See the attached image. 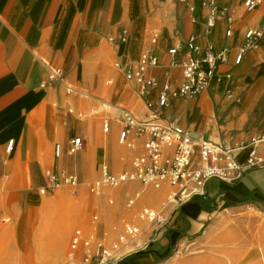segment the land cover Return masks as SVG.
<instances>
[{"label": "crops", "instance_id": "0c3cea01", "mask_svg": "<svg viewBox=\"0 0 264 264\" xmlns=\"http://www.w3.org/2000/svg\"><path fill=\"white\" fill-rule=\"evenodd\" d=\"M243 1L218 0L220 5L230 6L233 10V35L226 36L225 24L218 22L209 36L216 49H227V60L219 64L218 70L221 73L232 72L233 80L219 85L222 86L220 90L219 86L213 85L195 99L176 100L165 111L167 119L176 120L195 134V138L216 144L243 141L247 146L235 153L239 162H244L248 145L258 139L255 142L256 150L264 158V137L261 138L264 134L257 127L253 128L251 122L248 124L249 116L254 119L256 115L263 114L264 118V111L250 114L246 103L252 99L257 110L264 108V87L261 88L264 85V36L259 39L257 47L246 51L239 64H234V58L244 42L245 30L258 28L264 23V0H260L251 12L245 11ZM191 3L198 8L200 2L191 0ZM123 27L128 29V40L119 44L109 42L108 37L116 35ZM201 27V22H191L185 4L173 0H0V175L8 176L18 166L26 168L27 150L36 153L41 138L53 145L57 142L55 125L58 118L65 117L55 115L49 104V89H55L58 85L41 86L49 64L63 69V66H71L66 73L64 71V82L81 81L87 84L89 77L83 75L84 71L91 60L99 57L103 40L108 42L105 50L110 51V57L127 62L149 46V36L156 31L159 40L154 50L160 66L154 73L163 79L168 59L167 48L190 34L197 35V42L203 43ZM79 50L82 53L80 59ZM169 75L171 80L180 79L179 69H171ZM118 76L121 78L112 88L118 93L115 102L134 107L143 114L132 85L126 82L122 84L121 80L124 79L119 72ZM226 85H231L235 94H240V103H232L224 98L222 92ZM218 104L220 108L215 107ZM221 118L225 124L217 123V119ZM60 124L64 125L65 121L62 120ZM63 131L66 135L68 128L64 127ZM112 132H116L115 129ZM10 139L14 141L13 147L6 152L5 147ZM34 164L37 168V163ZM253 189L260 194V201L248 199L245 202L264 204V165L245 168L243 176L231 183L209 180L206 195L213 197L221 191L231 190L247 197ZM19 201L20 191L11 189L6 194L5 206L0 209V215L7 213L13 218L16 228L23 206L28 203L27 199L23 205ZM220 204L218 201L214 211L202 212L192 222L191 229L181 239L182 249L174 264H230L228 258L218 254L230 249L229 245L233 242H238L242 247L250 241L256 242L260 231L258 216L241 210L242 203L223 209L219 208ZM202 220L208 221L203 227ZM163 234L159 241L162 246L167 242ZM158 238L156 235L146 246L156 249ZM4 242H1L2 245ZM11 247L27 257L18 241H14ZM186 250L188 253H185ZM14 258L6 256L0 260V264H13ZM21 260V264H25ZM131 260L133 264H155L149 254L134 256Z\"/></svg>", "mask_w": 264, "mask_h": 264}, {"label": "built area", "instance_id": "2783aa9c", "mask_svg": "<svg viewBox=\"0 0 264 264\" xmlns=\"http://www.w3.org/2000/svg\"><path fill=\"white\" fill-rule=\"evenodd\" d=\"M186 5L192 23L201 22L200 35L204 42H197V35L190 34L184 40H177L167 48L164 78L160 79L154 70L160 61L154 50L159 40V33L153 31L149 36V46L139 55L127 62L115 60V70L124 81L131 84L137 97L146 111L143 114L116 102L101 103L110 110L101 115L102 131L109 135L112 129L117 132L116 143L122 150L119 156V168L108 160L99 165L98 176L89 183L93 194L104 193L105 188L117 189L133 186L127 196L128 208L136 204L141 194L146 191H161L164 205L169 207L168 215L183 203L195 196L206 194L207 182L218 179L234 182L243 176V170L264 165V158L256 150L253 140L244 162L236 159L235 153L247 146L243 141L220 142L196 139L191 133L178 124L176 120L167 119L165 111L176 100H190L199 97L213 85L219 86L233 80L230 71L221 73L219 64L226 62L227 49H216L209 36L218 22L225 24L226 36L233 35L234 15L230 6L220 5L218 0H199V7L191 0H173ZM260 0H244L246 12L253 11ZM264 36V23L258 28H248L244 32V42L234 58L239 64L247 50L258 46ZM128 40V29L121 28L116 35L108 37L113 44L125 43ZM179 69L180 79L171 80L170 70ZM64 69L49 64L46 79L42 87L62 85L68 98L95 100L87 91L66 84ZM112 84L111 80L107 81ZM223 96L232 103L241 101L240 94H235L232 86L223 90ZM69 115L85 118L82 111H76L69 104L66 106ZM264 136H261L263 138ZM13 139L8 140L5 150L13 147ZM86 140L82 133L72 134L66 142H55L52 148L53 162L42 171L44 186L38 193L45 194L62 186L76 188L81 180L75 170L60 166L66 156H74L84 150ZM106 158L107 155L105 154ZM134 183L139 186L134 187ZM112 203L113 199L109 198ZM93 220L97 215L92 216ZM138 221H125L120 228L114 226L112 234L103 229L100 236L87 235L82 228H75L68 243L64 264H118L127 253L124 246L136 244L141 233L140 222L152 226L157 232L164 227L167 218L162 210L143 206L138 211ZM156 236V234H155ZM46 264V263H44Z\"/></svg>", "mask_w": 264, "mask_h": 264}, {"label": "rangeland", "instance_id": "374dc122", "mask_svg": "<svg viewBox=\"0 0 264 264\" xmlns=\"http://www.w3.org/2000/svg\"><path fill=\"white\" fill-rule=\"evenodd\" d=\"M107 43L106 40L102 41V46H100V52L98 53L99 57L95 61L94 59L91 60L84 71L83 75L89 77L87 84L81 81L78 83L65 81L66 84H72L77 88L87 91L95 100L87 101L68 98L62 85H58L55 89H49V104L53 107L55 115L65 117L58 118V122L55 125V141L64 142L67 136L76 133H82L86 139V146L82 152L74 156H66L60 163V166L68 170H75L79 175L81 183L76 188L62 186L45 194L40 195L38 193V188L45 184L42 171L45 166H49L53 162V144L48 143L44 138H41L36 153H33L31 149L27 150L26 168L21 169L18 166L8 176H4L2 173L0 175V209L5 206L6 194L11 189L20 191L19 203L21 205L26 203V199L28 203L26 206L25 204L23 206L24 209L22 210L17 228L13 222V218L9 214L3 213L0 215V243L5 241V244L3 243L4 246L2 245L3 248L0 246V260L6 256H13L15 257L13 264H21V258L25 264H64L69 237L75 228L80 227L87 235L93 236H100L103 229L115 234L113 232L114 226L120 228L125 221H138V211L143 206H151L159 211L162 210L165 218H167V222L157 232L152 231L153 227L148 223L140 222L142 228L138 238L140 245L138 246L137 243L125 245L124 250L132 246L135 247L124 256L139 250L151 249L146 245L155 237V234L159 237L156 241V249L162 251L166 245L162 246L159 241L164 236L163 232L165 233L166 229L172 225V221L175 219L174 213L178 209H175L172 214L168 215L170 208L164 205V196L161 200L152 202L149 199V194L152 191L149 190L143 192L136 204L128 208L126 206L127 196L134 189L131 185L117 189L105 188L104 193L100 195L89 191V183L98 176L99 165L104 160H108L113 167L118 169L119 156L122 152L116 143L117 132L107 134L105 141L100 120L101 115L106 114L110 110L101 103L116 101L118 93L112 88L114 83L121 78L115 70V60L110 57V51L105 50ZM78 55V59H80L82 56L80 50ZM63 67L66 73L67 69L71 66H66L68 68ZM108 80H111L112 84H108ZM121 82L122 84L125 83L123 80ZM134 95L139 109L145 112L146 109L143 103L136 94ZM209 95H212L211 90H209ZM68 104L75 108L76 111L85 113L86 117L77 118L74 114L69 115L66 112ZM215 107L220 108V104L215 105ZM62 120L65 121L64 125L60 124ZM262 120L260 125L264 126V118ZM217 123L225 124L222 118L217 119ZM64 127L68 128L66 135L63 131ZM34 163H37V168H35ZM132 185L136 188L139 186L137 183ZM45 198H52L55 204L49 218L50 222L47 236L44 239L43 250L41 253H37L34 248L33 230L38 223L40 205ZM109 198L113 199L112 203L109 201ZM240 206H243L241 210H245L246 213L258 216L259 221L257 223L260 231L256 236V242L250 241L244 247L238 245V242H233L229 245L230 249L224 250L218 255L228 258L231 262L230 264H264V204H256L249 201L242 203ZM93 215H97L96 220L92 219ZM7 219H10L13 223V227L9 231L4 230V227L8 223ZM201 223L203 227L208 221L202 220ZM229 223H233V221ZM181 239L177 241L172 255L177 251L179 245H181L182 249ZM14 241H18L19 246L23 249V253L26 252L28 254L27 257L19 252H15V249L11 247ZM185 253H188V251L186 250ZM161 263L162 261H158L155 264Z\"/></svg>", "mask_w": 264, "mask_h": 264}, {"label": "trees", "instance_id": "16d2710c", "mask_svg": "<svg viewBox=\"0 0 264 264\" xmlns=\"http://www.w3.org/2000/svg\"><path fill=\"white\" fill-rule=\"evenodd\" d=\"M221 87L222 86H219L218 90H220ZM263 87L264 85L261 86V88ZM258 92L261 94L262 91L260 90V88ZM253 101L254 100L252 99H248L246 101L250 114L258 111L263 112L264 108L257 110V105ZM262 119L263 114L256 115L254 119L249 116L248 124H250L251 122L253 128L257 127L258 130L261 131V134H264L263 126L260 125V123L263 121ZM260 197V194L255 189L251 190L249 196L247 197L239 196L237 193L231 190L221 191L213 197H209L206 194L203 196H195L189 201L183 203L174 213L175 219L172 221V225H170L165 232L167 242L162 251L156 249L139 250L137 252L124 256L118 262V264H133L131 260L132 257L140 256L143 254L151 255L153 258V263H156L158 261H165L172 255L177 241L182 238V236L186 235L187 231L191 229L192 222L197 219L199 214H201L202 212L214 211L218 207V201L221 202L219 208L223 209L237 203H243L248 199L260 201Z\"/></svg>", "mask_w": 264, "mask_h": 264}, {"label": "bare ground", "instance_id": "6f19581e", "mask_svg": "<svg viewBox=\"0 0 264 264\" xmlns=\"http://www.w3.org/2000/svg\"><path fill=\"white\" fill-rule=\"evenodd\" d=\"M161 198H163V193L161 191H157V192L152 191L149 194V199L152 202H157L161 200ZM54 204L55 203L52 198H45L40 205L39 220H38V223L36 225L34 235H33V242H34V246H35L37 253H41V251L43 250L44 239H45V236H47V232H48L47 230H48V226L50 222L49 218L53 211ZM7 221L8 223L4 227L5 231H9L13 227V223L11 222V220L7 219ZM137 245L138 246L140 245L139 239L137 240ZM0 246L2 247V243L0 244ZM134 247L135 246H132L125 250L128 252L132 250ZM180 251H181V245L178 246L177 251L171 256L170 259L162 261L161 264H174L176 260L178 259V257L180 256L179 255Z\"/></svg>", "mask_w": 264, "mask_h": 264}, {"label": "water", "instance_id": "95a60500", "mask_svg": "<svg viewBox=\"0 0 264 264\" xmlns=\"http://www.w3.org/2000/svg\"><path fill=\"white\" fill-rule=\"evenodd\" d=\"M191 135L195 138V134L191 133ZM196 137H197V135H196ZM196 139H198V138H196Z\"/></svg>", "mask_w": 264, "mask_h": 264}]
</instances>
